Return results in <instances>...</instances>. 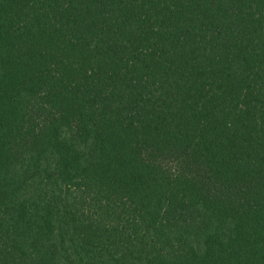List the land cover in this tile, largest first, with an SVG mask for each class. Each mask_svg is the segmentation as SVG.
Listing matches in <instances>:
<instances>
[{
    "label": "trees",
    "instance_id": "trees-1",
    "mask_svg": "<svg viewBox=\"0 0 264 264\" xmlns=\"http://www.w3.org/2000/svg\"><path fill=\"white\" fill-rule=\"evenodd\" d=\"M0 264H264V0H0Z\"/></svg>",
    "mask_w": 264,
    "mask_h": 264
}]
</instances>
